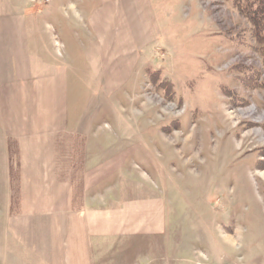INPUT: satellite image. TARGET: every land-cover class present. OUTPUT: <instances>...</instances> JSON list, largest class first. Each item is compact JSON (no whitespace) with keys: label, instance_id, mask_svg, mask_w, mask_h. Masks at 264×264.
Wrapping results in <instances>:
<instances>
[{"label":"rangeland","instance_id":"374dc122","mask_svg":"<svg viewBox=\"0 0 264 264\" xmlns=\"http://www.w3.org/2000/svg\"><path fill=\"white\" fill-rule=\"evenodd\" d=\"M36 1V13L28 17L29 0H0V83L26 76L24 69L5 67L15 65L8 59L14 50L22 58L30 46L31 53L40 49L42 36L35 30L47 31L48 49L57 57L59 42L72 33L64 30L62 39L52 23L78 24L69 2L79 15L102 3L121 4L133 26L130 34L152 38L125 84L106 100L95 96L94 111L93 96L81 85L72 95L81 111L91 110L96 153L127 155L112 181L128 183L130 196L149 193L163 208L155 236H122L103 256L97 254L102 260L88 264H264V71L250 47V27L231 2L50 0L41 6L47 0ZM141 3L144 12L137 10ZM80 60L87 63L85 53ZM251 73L259 87L241 84ZM223 86L235 95L224 96ZM1 148L0 134V264H11L13 258L3 255L15 230L12 223L8 227L3 202ZM19 234L30 232L23 228ZM150 241L155 243L146 245ZM21 247L14 244L22 252Z\"/></svg>","mask_w":264,"mask_h":264},{"label":"crops","instance_id":"0c3cea01","mask_svg":"<svg viewBox=\"0 0 264 264\" xmlns=\"http://www.w3.org/2000/svg\"><path fill=\"white\" fill-rule=\"evenodd\" d=\"M29 3L28 17L36 13L38 2ZM67 6L79 25L55 27L52 23L60 38L64 30L72 33L59 42L57 57L48 49L47 31L35 30L37 37L42 36L40 49L33 55L30 46L23 50L22 58L14 50L13 58L8 59L15 65L5 67L24 69L26 76L0 83L3 202L11 218L8 227L12 223L15 230L3 255L13 258L11 264H88L122 236L152 237L159 230L163 208L149 193L130 196L128 183L112 181L127 155L106 158L105 152L96 153L89 125L91 110L81 111L72 96L81 85L93 96L94 111L95 96L106 100L125 84L131 69L144 59L145 45L152 38L130 34L133 26L121 4L102 3L85 15H79L73 2ZM137 10L144 12L143 3ZM140 22L147 23L143 14ZM83 25L89 30L81 28ZM31 35L24 31L25 37ZM53 41L58 45L55 37ZM84 53L86 64L80 60ZM107 146L112 148L113 142ZM22 220L29 236L19 234ZM38 221L42 225L37 228Z\"/></svg>","mask_w":264,"mask_h":264},{"label":"trees","instance_id":"16d2710c","mask_svg":"<svg viewBox=\"0 0 264 264\" xmlns=\"http://www.w3.org/2000/svg\"><path fill=\"white\" fill-rule=\"evenodd\" d=\"M232 8L247 22L250 27L249 35L254 44H250L252 50L258 54L261 63V69L264 71V0H229ZM241 84L247 87H259L256 81L252 80V73L242 78ZM169 86L170 84L166 82ZM264 86L263 84H260ZM170 91V90H169ZM224 96H234L227 87H221ZM167 92L164 93L167 96ZM236 99V97L234 98ZM233 101V100H232ZM235 103V102H234Z\"/></svg>","mask_w":264,"mask_h":264},{"label":"bare ground","instance_id":"6f19581e","mask_svg":"<svg viewBox=\"0 0 264 264\" xmlns=\"http://www.w3.org/2000/svg\"><path fill=\"white\" fill-rule=\"evenodd\" d=\"M261 175H262V177H263V176H264V173L261 172ZM261 175H260V176H261Z\"/></svg>","mask_w":264,"mask_h":264}]
</instances>
